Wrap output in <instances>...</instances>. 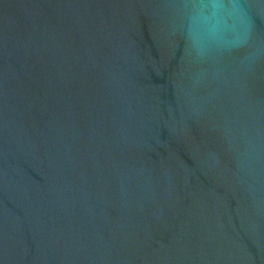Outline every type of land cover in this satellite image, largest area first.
<instances>
[{
  "label": "water",
  "instance_id": "obj_1",
  "mask_svg": "<svg viewBox=\"0 0 264 264\" xmlns=\"http://www.w3.org/2000/svg\"><path fill=\"white\" fill-rule=\"evenodd\" d=\"M0 264H264V0H0Z\"/></svg>",
  "mask_w": 264,
  "mask_h": 264
}]
</instances>
